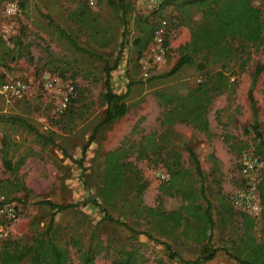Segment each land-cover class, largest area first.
<instances>
[{"label": "rangeland", "instance_id": "374dc122", "mask_svg": "<svg viewBox=\"0 0 264 264\" xmlns=\"http://www.w3.org/2000/svg\"><path fill=\"white\" fill-rule=\"evenodd\" d=\"M106 1L17 0L21 3L20 12L13 20L19 43L14 39L6 42L5 47L11 51L4 56L5 67H0V72L4 79H25L30 90L20 100L0 96V195L11 198L18 208V219L9 239L29 244L38 234H44L52 210L41 202L48 200L71 204L54 214L52 229L46 232L57 247L67 251L69 264H84L71 237L77 238L81 252L90 251L92 261L87 264H113L122 250H134L143 259L142 264H183L178 258L193 260L197 256L194 234L200 227L201 216H188L186 227L180 223L175 228L171 221L160 219V213L182 204L177 187L195 194L194 204L199 212L205 206L208 208L214 221L210 230L213 246L227 244L241 232L238 218L223 214L219 199L223 196L235 210L228 197L237 187L238 156L244 150H252L254 142L246 92L256 66H261V71L252 93L258 129L264 138V50L253 47L243 50L238 39L229 40L233 57L222 65L228 80L224 91L215 94L208 106V134L181 122L165 123L163 117L169 107L162 104L157 94L195 87L220 63H208L209 58L205 61L200 52L194 56L192 65L162 76L178 58V46L189 37L187 25L178 23L185 13L174 8L177 0H159L149 7L129 0L133 11L124 20ZM82 2L94 11L92 16L103 31L102 39L93 37L88 25L69 19L68 12ZM252 4L264 21V0H253ZM134 13L159 21L164 29V62L146 78H141L138 71L133 73L134 62L129 61L133 57L130 42L135 35ZM188 18L192 24L201 20L199 12H192ZM11 22L0 16V30L2 23L10 26ZM58 28L69 32L89 54L73 49L58 35ZM119 51L109 84L112 91L122 93L126 84L133 82L125 99L127 110L96 133L82 155V169L75 160L81 157V147L102 118L105 107L101 98L105 89L103 61L110 66ZM199 64L205 67L200 69ZM44 73L59 78L63 88L65 84L72 87L62 111H57L58 98L37 84ZM32 129L52 136L55 143H38ZM188 147L198 159L200 175L188 156ZM209 148L216 163L208 157ZM111 150H117L121 160L130 163L133 173L126 172L121 187L103 201L98 188L105 153ZM3 153L13 167L19 163L16 169L3 165ZM173 154L177 155L180 174L171 180L167 165H172ZM88 197L96 199L99 207L83 204ZM252 232L258 235L257 224ZM164 244H168L169 250ZM169 252L178 257H169ZM204 264L235 262L218 249Z\"/></svg>", "mask_w": 264, "mask_h": 264}, {"label": "trees", "instance_id": "16d2710c", "mask_svg": "<svg viewBox=\"0 0 264 264\" xmlns=\"http://www.w3.org/2000/svg\"><path fill=\"white\" fill-rule=\"evenodd\" d=\"M2 0H0L1 2ZM8 1V0H7ZM97 3L100 0H96ZM253 0H177L174 8L179 10L181 14L185 13L184 17L179 18V24H185L188 27V40L178 46L179 56L171 66V68L162 76L171 75L179 70L184 65L190 66L194 63V56L202 52V58L208 63L215 65L220 63L218 69L208 72L202 81L196 84L195 87L186 88L181 92L167 93L159 92L158 98L162 104L168 106L167 114L163 117V122L170 123L173 121L181 122L190 125L194 130L208 134V121L206 113L212 97L224 91L228 80V74L222 70V65L232 59V49L229 46V40L238 39L242 45V49L253 47L264 50V21L260 17L259 10L252 4ZM107 4L114 10L119 12L122 20L127 14L132 13L133 7L129 0H107ZM19 6L21 3H19ZM162 4L160 5V7ZM199 12L201 20L198 23L192 24L189 22V14ZM94 11L87 5L86 2L68 12L69 19L74 23L88 25L92 29L93 37L103 38V31L97 25L95 18L92 16ZM133 28L135 35L130 44L132 47L133 57L129 61H133V73L138 71V58L143 54V51L151 41L153 31L160 25L159 21L141 17L138 14L132 16ZM58 35L65 39L67 43L75 50L89 54L85 48L78 46L72 39V36L66 30L57 29ZM15 43H19L17 34L10 36ZM6 41L0 36V67H5L4 56L9 54L11 49L5 47ZM166 44V40H164ZM120 46L123 43L120 42ZM14 47V46H13ZM120 51L113 59V63L109 66L106 61H103L102 70L104 75L105 89L101 94L104 101V110L102 118L92 127L86 142L81 147V157L75 160L78 167L82 168V155L87 145L94 139L98 131L103 130L108 125L114 123L118 118L122 117L127 105L125 99L129 92V86L133 84L129 81L122 93H117L111 90L109 84V74L115 69L119 60ZM14 56H12L13 58ZM200 69L204 68V64H199ZM261 71V66H256L250 76V82L247 88L246 97L248 100L249 109L253 119L251 130L253 131L252 151L261 162L259 180L257 183L258 201H259V216L253 218L248 214L233 210L226 199L221 196L219 205L223 209V214L236 216L239 220L241 232L236 237L228 240L227 244L219 247L213 246L210 242V230L214 226V221L208 208L205 206L201 212L194 204L195 194L190 190L177 187L183 200L177 208L171 209L168 212L159 214L163 221H171L173 228L180 223L187 226V218L192 215L201 216V224L194 234V240L197 242V256L193 260H181L183 264H204L205 261L212 259L218 249H221L225 254L234 260L235 264H264V138L261 131L258 129L256 103L253 97L252 90L257 80V76ZM4 81V75L0 72V83ZM18 119V118H17ZM22 122V120H18ZM35 140L42 144H54L52 136L42 133L36 129H32ZM1 149V142H0ZM209 159L216 163V158L213 156L212 149L209 148ZM188 156L191 159L195 172L200 175L198 159L194 151L188 147ZM172 165H167L170 179H174L180 174L177 168L178 158L173 154ZM3 165L8 169H16L19 163L13 167L10 161L6 160L3 153ZM126 172L133 173L130 163L121 160L120 153L117 150H111L105 153L104 167L102 170L101 185L98 188V196L103 201H107L121 187L123 176ZM172 183V181H171ZM6 197V196H5ZM52 210L46 232L52 229L53 216L56 212L62 211L71 206V204H54L48 200L41 202ZM90 203L93 206L99 207L96 199L88 197L83 204ZM151 213L152 210L148 209ZM153 213V212H152ZM106 217V216H105ZM222 219V214L219 216ZM111 220V218L106 217ZM258 225V235L255 236L252 228ZM40 233L34 237L29 244H20L15 240L6 239L0 244V264H69L67 251L56 246L53 237L47 233ZM208 232V233H207ZM148 238L151 236L146 232ZM71 243L79 252V257L84 264L92 261L90 251L81 252L77 243V238L71 237ZM165 249L169 250L168 244H164ZM169 257H178L174 252H169ZM143 259L138 256L134 250H122L115 258L113 264H142Z\"/></svg>", "mask_w": 264, "mask_h": 264}, {"label": "built area", "instance_id": "2783aa9c", "mask_svg": "<svg viewBox=\"0 0 264 264\" xmlns=\"http://www.w3.org/2000/svg\"><path fill=\"white\" fill-rule=\"evenodd\" d=\"M148 7L159 0H136ZM20 12L17 0H8L0 6V16L11 20L10 26L1 24L0 36L6 42L10 36L16 33L15 16ZM14 24V25H13ZM14 27H13V26ZM166 46L164 44V29L159 25L152 34L146 51L138 58V73L141 78L148 77V73L164 62ZM38 85L52 97L58 98L57 111H62L66 106L67 95L72 91L70 84L62 87L59 78L44 73L39 77ZM64 89V90H62ZM29 83L22 78H7L0 83V96L6 100H20L28 95ZM238 180L237 187L229 194L231 206L253 218L259 216V201L257 183L261 169V162L252 150H244L237 160ZM18 219V208L15 201L9 197L0 195V244L9 239L14 222Z\"/></svg>", "mask_w": 264, "mask_h": 264}]
</instances>
